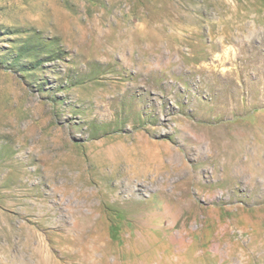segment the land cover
I'll return each mask as SVG.
<instances>
[{
  "label": "rangeland",
  "instance_id": "obj_1",
  "mask_svg": "<svg viewBox=\"0 0 264 264\" xmlns=\"http://www.w3.org/2000/svg\"><path fill=\"white\" fill-rule=\"evenodd\" d=\"M0 264H264V0H0Z\"/></svg>",
  "mask_w": 264,
  "mask_h": 264
}]
</instances>
